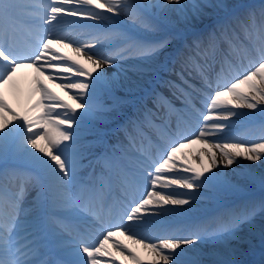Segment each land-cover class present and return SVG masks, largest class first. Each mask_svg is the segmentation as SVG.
Listing matches in <instances>:
<instances>
[{
	"label": "snow or ice",
	"instance_id": "obj_1",
	"mask_svg": "<svg viewBox=\"0 0 264 264\" xmlns=\"http://www.w3.org/2000/svg\"><path fill=\"white\" fill-rule=\"evenodd\" d=\"M171 4L180 7L166 8ZM241 7L227 0H0V264H245L231 243L244 242L246 228L255 233L258 215L262 248L250 264H264V198L218 211L211 223L193 214L200 189L219 199L249 184L264 190V172L212 171L240 159L264 161V4ZM206 9L216 13V28L189 47L179 82H163L180 106L153 89L154 107L116 128L127 143L109 145L98 125L118 120L135 103L126 97L157 71L170 44L167 13L194 27ZM72 25L95 34L72 40ZM132 57L139 60L135 81L123 69L119 80L103 71ZM25 68L36 73L26 93L18 81ZM46 73L49 83L41 79ZM118 87H127L125 97L116 95ZM9 90L23 114L6 98ZM234 117L258 127L259 139H220ZM85 131L102 149L94 161ZM93 163L100 171L85 181L81 172ZM165 213L185 218V227L167 230L154 219ZM197 242L209 246L206 252L188 247Z\"/></svg>",
	"mask_w": 264,
	"mask_h": 264
},
{
	"label": "bare ground",
	"instance_id": "obj_2",
	"mask_svg": "<svg viewBox=\"0 0 264 264\" xmlns=\"http://www.w3.org/2000/svg\"><path fill=\"white\" fill-rule=\"evenodd\" d=\"M249 1L250 0H227L228 3L233 4V5H238V6H247ZM251 1L259 2L261 0H251ZM157 2H159L161 4H164L165 0H152L153 4H155ZM182 3L190 4L191 0H182ZM179 7H180V5H177V4L166 5V8H168V9H174V8H179ZM150 11L155 13V16L157 18H160L161 15H162L160 9H151ZM205 12H206V14L195 22V26L194 27H190V26L185 25L180 20L179 13H177V12H168L167 15H168L171 23L168 25L167 29H171L173 34L175 35V37L178 38L177 41H175L174 43L172 42V44H169L168 47L175 48L179 44V37H180V35L182 33L185 34V35H188V34L192 33V31L199 30V29H201V28H203V27H205V26H207V25H209V24H211V23H213V22L218 20V17L216 15V13H214L211 9H206ZM124 18L127 20V17H124ZM62 50H63V52H68V49H62ZM169 50H170V48L165 49L163 51V53L158 57L157 60L159 62H161L164 59V56H166V54H167V52ZM169 54H170V52H169ZM185 56H186V54L184 55V58H185ZM178 58H180V57H178ZM132 62L135 65V64L139 63V60L132 61ZM177 64H179L178 60H175L174 65H177ZM116 70H119V68L117 66H112L108 70H106V73H108L109 75L113 76L115 79L119 80L120 77L115 75V74L118 73ZM46 77H47V75H45L44 77H41V78L44 81L48 82ZM131 80L135 81L132 78H131ZM126 90H127V87H125V88H119L118 87L116 89V91H118V92H125ZM37 97H38V94H37ZM37 97H33V99H36ZM8 101H9L10 104H12V106L14 108L17 109V111H20V107H18L16 98L13 95L10 96ZM241 111H243V112H245L247 114H251V110L244 109V110H241ZM22 114H23V112H22ZM239 120L240 119H237V118L234 117L232 119L231 126L228 129H226V131L230 132L235 127H237ZM196 162L198 163L199 161L197 160ZM262 165H264V161H259V162H256V163H252V162L240 159L235 164H233L230 168H224V167L221 166L220 168L213 169L212 171L213 172H223V173H227L229 176H235L236 174H238L241 171V167H243L244 169H252V170H254L256 172L257 175H259L261 172H264V167H262ZM206 175H210V173H208ZM257 190H261L259 184H256V185H250L249 184V185H245L244 186L243 191L241 193H247V192L257 191ZM199 191L202 194L205 191H207L209 195H208L207 199L205 200L206 203L205 202L195 201V203L193 205V212L194 213H204L203 216H208L209 215V211L212 210L215 207V203L218 201L219 198L214 196V195H211L210 194L211 193L210 189L205 188V189H200ZM241 193H239V194H228L227 196H224L222 201H224V200L231 201L236 196L243 195ZM221 195H223V194H221ZM222 201H219V202H222ZM183 207L185 209H187L189 206L186 205V206H183ZM175 216H177V215H175ZM261 220H262V218L258 215L257 218H256L257 228H256V231H255V233L253 235H251V236L249 235L247 228L244 230V232L242 233V235L246 238L244 242L233 241L231 243V247L232 248L238 249V252H237L235 258L243 260V261L247 260V259H249L251 257L250 252L253 249H255L256 247L262 245L261 239H260V236H259V225L261 223ZM208 247L209 246L207 244L198 243V244H195L194 249H198V250H200L203 253V252H206Z\"/></svg>",
	"mask_w": 264,
	"mask_h": 264
}]
</instances>
